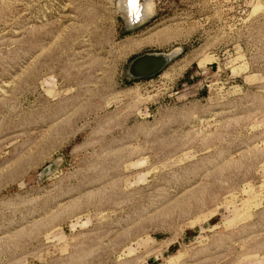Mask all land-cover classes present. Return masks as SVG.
<instances>
[{
    "label": "rangeland",
    "instance_id": "rangeland-1",
    "mask_svg": "<svg viewBox=\"0 0 264 264\" xmlns=\"http://www.w3.org/2000/svg\"><path fill=\"white\" fill-rule=\"evenodd\" d=\"M0 264H264V0H0Z\"/></svg>",
    "mask_w": 264,
    "mask_h": 264
},
{
    "label": "water",
    "instance_id": "water-1",
    "mask_svg": "<svg viewBox=\"0 0 264 264\" xmlns=\"http://www.w3.org/2000/svg\"><path fill=\"white\" fill-rule=\"evenodd\" d=\"M138 7V0H136V7ZM120 11V10H119ZM124 18L125 28L131 30L141 24L140 20L132 19L130 22L127 20V16L120 12ZM173 53H145L133 58L128 64L126 70L127 78L141 79L150 78L161 72L167 64L171 61Z\"/></svg>",
    "mask_w": 264,
    "mask_h": 264
},
{
    "label": "bare ground",
    "instance_id": "bare-ground-1",
    "mask_svg": "<svg viewBox=\"0 0 264 264\" xmlns=\"http://www.w3.org/2000/svg\"><path fill=\"white\" fill-rule=\"evenodd\" d=\"M116 2L120 12L127 16L128 22L132 19H139L141 23L144 22L149 18L152 10V0H138V7L135 10L129 6L128 0H116Z\"/></svg>",
    "mask_w": 264,
    "mask_h": 264
},
{
    "label": "snow or ice",
    "instance_id": "snow-or-ice-1",
    "mask_svg": "<svg viewBox=\"0 0 264 264\" xmlns=\"http://www.w3.org/2000/svg\"><path fill=\"white\" fill-rule=\"evenodd\" d=\"M128 4L133 10H135L136 0H128Z\"/></svg>",
    "mask_w": 264,
    "mask_h": 264
}]
</instances>
